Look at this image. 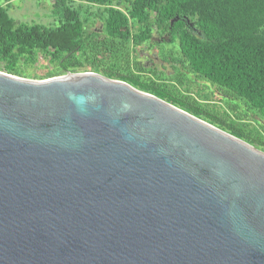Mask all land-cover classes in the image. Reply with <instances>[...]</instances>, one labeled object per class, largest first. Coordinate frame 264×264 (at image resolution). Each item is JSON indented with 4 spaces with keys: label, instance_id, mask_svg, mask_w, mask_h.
<instances>
[{
    "label": "water",
    "instance_id": "95a60500",
    "mask_svg": "<svg viewBox=\"0 0 264 264\" xmlns=\"http://www.w3.org/2000/svg\"><path fill=\"white\" fill-rule=\"evenodd\" d=\"M0 264H264V151L91 72H0Z\"/></svg>",
    "mask_w": 264,
    "mask_h": 264
},
{
    "label": "trees",
    "instance_id": "16d2710c",
    "mask_svg": "<svg viewBox=\"0 0 264 264\" xmlns=\"http://www.w3.org/2000/svg\"><path fill=\"white\" fill-rule=\"evenodd\" d=\"M69 1L56 0L62 18L55 27L17 24L0 5V61L8 73L18 74L21 59L33 61L39 54L57 62L62 72L76 73L88 65L256 147L264 146L263 136L253 135L238 112L244 105L264 116V0H75L79 7ZM123 4L125 11L118 8ZM86 5L98 7L101 27L82 17ZM131 22L137 30H132ZM153 43L176 47L163 58L173 69V89L145 78L143 62L137 58L133 62L134 50L151 48ZM105 56L116 63L108 64ZM151 73L158 77L156 70ZM191 77L222 94L235 118L228 111L221 115L190 94Z\"/></svg>",
    "mask_w": 264,
    "mask_h": 264
},
{
    "label": "rangeland",
    "instance_id": "374dc122",
    "mask_svg": "<svg viewBox=\"0 0 264 264\" xmlns=\"http://www.w3.org/2000/svg\"><path fill=\"white\" fill-rule=\"evenodd\" d=\"M55 2L56 0H0V5L6 8L9 15L16 21L17 24L36 23L44 26L55 27L59 25V21L62 18L60 13L61 11L55 7ZM68 3L74 7L80 6V3L75 0H70ZM118 8L125 11L126 4H123ZM97 13L98 7L86 5L82 8V17L88 18L90 22H95L96 26L101 27L102 21L97 18ZM131 28L133 31L137 30L138 27L135 22H131ZM147 46L145 48L142 47L138 50H134L132 53L133 62L136 58L143 62L144 67L147 69L146 74H142L145 78H152L158 83H164L171 86V89H173L176 86L173 69L169 62H166L167 60L163 58H167V56L176 51V47L171 44L167 45L163 43H153L151 48ZM130 48H132V45H130ZM116 61L117 60L114 58L105 56V62L108 64L116 63ZM123 65L125 69L129 67L125 63ZM131 68L135 71L134 63L131 64ZM154 70H156L160 79L151 73ZM126 71L128 72L129 70ZM0 72L8 73L5 70V63L1 61ZM18 72V74L12 75L30 80H45L73 73L70 71H60L58 63L52 61L50 57L44 54H39L37 59L33 61L21 59L18 64ZM85 72L102 75L100 72H97L94 67L88 65L82 67L76 73ZM190 86L192 92L190 94H192L201 103L208 104L212 109L217 110V112L221 115L223 112L228 111L230 115L235 118V115L229 109L228 101L224 98V96H222V94L217 92L215 88L211 87V85L202 80L191 77ZM178 89L187 94L182 87L178 86ZM248 110L244 109V105H242V108L240 107L238 112H240L242 117L245 118L244 123L246 122L251 126L250 128L253 130L252 134L256 137H260L259 135H262L264 139V116H262L258 111ZM257 148L264 151V146H257Z\"/></svg>",
    "mask_w": 264,
    "mask_h": 264
}]
</instances>
